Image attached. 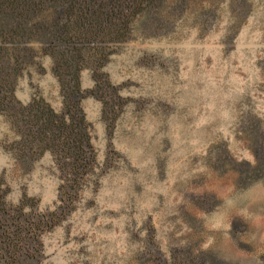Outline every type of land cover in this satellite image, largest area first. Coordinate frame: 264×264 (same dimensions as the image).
I'll list each match as a JSON object with an SVG mask.
<instances>
[{"label": "rangeland", "instance_id": "rangeland-1", "mask_svg": "<svg viewBox=\"0 0 264 264\" xmlns=\"http://www.w3.org/2000/svg\"><path fill=\"white\" fill-rule=\"evenodd\" d=\"M99 2L27 21L68 31L24 39L14 99L70 126L73 92L86 144L0 114V264H264V0Z\"/></svg>", "mask_w": 264, "mask_h": 264}, {"label": "trees", "instance_id": "trees-1", "mask_svg": "<svg viewBox=\"0 0 264 264\" xmlns=\"http://www.w3.org/2000/svg\"><path fill=\"white\" fill-rule=\"evenodd\" d=\"M45 3L60 8V12L67 15L70 14V9L67 7L64 10L61 7L76 3L75 21L79 24L78 26L96 23L97 28H99L104 20L107 19L105 22H110L115 17L112 13L106 14L103 12L101 16H92L94 14L92 9L97 10L101 7L99 0H0V114L5 113L7 117L14 119L16 122L28 125V132L34 139L43 135L45 131L50 132L53 137L68 136V138H71L72 144L68 143L65 146L74 149L75 154L80 156L84 153L83 147L86 144V135L83 119L75 110L76 103L72 101L73 92L68 97L70 102L67 104L70 113L68 119L72 121L70 126L64 124L63 115L54 114L46 105L38 102L22 107L13 96L15 76L19 73L23 63L29 60L27 53L30 52L23 48L24 39L33 32L40 31L46 44L52 45L51 43H54L55 40L68 31L66 26L58 27L56 24L47 27L41 26V28L36 26L32 29L27 28V21H30L35 13V7ZM84 39L90 40L91 38ZM62 56V65L66 69L67 77L73 81L74 72L72 71L75 69L76 58L64 56V54ZM72 131H76V133L73 134ZM17 213H20V207H18ZM6 215L7 209L0 203V216L5 217ZM13 219L18 220L17 236H20L21 233L32 236L39 227L35 223L32 226L26 224V222L22 223L18 215L14 216Z\"/></svg>", "mask_w": 264, "mask_h": 264}]
</instances>
